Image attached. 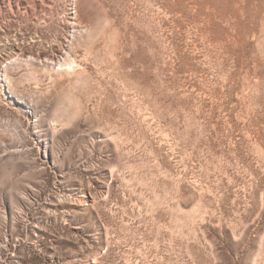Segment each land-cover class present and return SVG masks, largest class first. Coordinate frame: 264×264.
<instances>
[{
  "label": "rangeland",
  "instance_id": "374dc122",
  "mask_svg": "<svg viewBox=\"0 0 264 264\" xmlns=\"http://www.w3.org/2000/svg\"><path fill=\"white\" fill-rule=\"evenodd\" d=\"M0 264H264V0H0Z\"/></svg>",
  "mask_w": 264,
  "mask_h": 264
},
{
  "label": "bare ground",
  "instance_id": "6f19581e",
  "mask_svg": "<svg viewBox=\"0 0 264 264\" xmlns=\"http://www.w3.org/2000/svg\"><path fill=\"white\" fill-rule=\"evenodd\" d=\"M9 58V57H8Z\"/></svg>",
  "mask_w": 264,
  "mask_h": 264
}]
</instances>
